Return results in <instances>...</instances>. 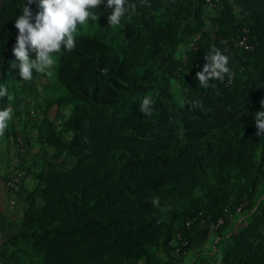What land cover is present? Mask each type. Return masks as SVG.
<instances>
[{"label": "trees", "instance_id": "16d2710c", "mask_svg": "<svg viewBox=\"0 0 264 264\" xmlns=\"http://www.w3.org/2000/svg\"><path fill=\"white\" fill-rule=\"evenodd\" d=\"M166 2L173 17L197 24L208 6L205 0ZM26 3L0 0V85L16 59L14 23ZM151 3L129 0L135 9L129 7L127 21L123 20L131 26L127 36L102 27L83 32L79 25L75 50L62 48L55 54L54 80L65 90L57 102L71 106L70 117L61 119L59 132L47 118L36 117L38 124L22 118L19 127L27 146L23 179L30 130L37 133L41 146L31 162L37 186L26 198L19 230L0 245V264H178L194 245L208 239L209 226L225 207L233 211V218L215 232L211 248L220 264H264V136L257 137L255 127V113L264 100V68L255 66L257 79L238 81L231 74L210 81L208 87L197 82L181 108L171 111L169 80L178 64L163 28L146 19ZM219 3L224 10L214 20L222 28L213 35L232 69L234 52L264 53V39L255 36L256 26L246 20L252 18L246 9L237 36H227L234 30L230 7L224 0ZM262 3L248 0L244 7ZM29 7L35 14L36 4ZM132 12L141 15L139 22L129 19ZM92 24L89 19L88 25ZM243 29L253 47L248 54L232 45ZM207 36L203 32L201 40ZM34 89L31 85L23 93L21 108L26 96L31 101ZM146 95L155 101L150 117L139 111ZM195 102L202 109L192 107ZM5 103L0 98V110ZM67 132L70 139L64 137ZM44 135L50 140L46 153L41 144ZM52 137H59L57 144H52ZM14 144L15 155L16 140ZM154 197L159 206L151 203ZM182 202L188 203L177 211ZM240 202L244 207L235 214ZM187 220L193 221L188 230ZM175 232L188 241L178 257L169 246ZM159 248L166 262L149 253Z\"/></svg>", "mask_w": 264, "mask_h": 264}, {"label": "rangeland", "instance_id": "374dc122", "mask_svg": "<svg viewBox=\"0 0 264 264\" xmlns=\"http://www.w3.org/2000/svg\"><path fill=\"white\" fill-rule=\"evenodd\" d=\"M246 1L248 0H224V2H227L228 6L230 7L228 16H230L231 27L232 29H234L228 30L227 36H237V34L239 33V25L241 24V22H243L242 12L246 9L247 13H250L252 17L250 19L247 17L246 20H248L249 23H254L256 26L255 36H259L260 38L264 39V3L256 5L255 8L251 9L250 5L247 8L244 7ZM106 2L107 0H104V4H102L99 8L93 9V12L97 17H99V19L93 20L92 25H88L89 20H87L82 25L83 32L92 33L98 28L102 27L104 29H112L117 34L122 33L127 36V34L131 33L132 30L131 26H129V23L126 22L127 20L125 19V17L122 19L120 26L116 28H112L108 25L107 16L109 14V9L104 6ZM151 2L152 6L147 10L148 14L146 19L154 20V22H157V24H159L163 28L165 39L168 43L171 42L169 50L172 51L173 58L178 64L174 72L175 76H173L169 80V92L171 94V98L167 100L169 109L173 112H176L189 98L192 86L198 82L195 77V73L201 70L203 65L205 64L206 61L204 57L211 53V49L213 47H216L213 34H215V32L217 33L221 31L222 25H220L219 22H215L214 19L221 16L222 11L224 10V6L219 2L216 7L205 6L203 9L202 22L200 24H197L195 20H185L183 17L175 18L173 17V13L169 14L170 5L167 4L166 0H151ZM153 7H156L158 9H155ZM140 16L141 15L139 13L132 12V16L129 17V19L135 20V22H139ZM203 32L208 34L206 40H201ZM234 53H236L235 56L237 57L235 64L231 69L234 80L246 81L249 79H257V75H255V69L259 67L258 70H263L264 53L258 52L255 55H244L239 51ZM256 65L257 67H255ZM55 68L56 64L46 72H35V74H33V77L36 78L34 84H32L31 81L21 82V78L18 75V67H11L8 70L6 79L1 83V85L7 88L9 95L14 96V99L11 101H8L7 97H3L6 100L5 107L11 105L14 112L13 118L9 122L5 134L3 136H0L1 163L9 165L11 157L10 149H12L11 146L14 144V140L16 137L14 127L15 125H17V123H22V118L28 117L26 113L27 105L29 103H38L40 104H37L38 106H43V102H45L47 98L58 97L64 93L65 90L62 87H58L56 81L54 80ZM31 85L35 88L33 91V93L35 94L33 95L32 93L31 101H29L26 96L24 100L26 104L24 108H21L20 101L23 100L22 96H25L23 95V93L28 91ZM36 110L37 109H35V111ZM43 116V112L38 109L37 116L35 115V118L38 117L39 121H42L43 119H45V116L44 118ZM35 121L38 124L37 119H35ZM53 138L54 137H52V139ZM53 142L54 139L52 143ZM194 194L201 195V192H196ZM187 203L188 202H182L179 205L177 211H183ZM179 224L180 223H177V226ZM210 243L213 244L212 241H210ZM161 251L163 252L162 248L149 249V253L153 252V254L156 256L157 253ZM164 258L166 262V256ZM162 262H164V260Z\"/></svg>", "mask_w": 264, "mask_h": 264}, {"label": "clouds", "instance_id": "9594fccd", "mask_svg": "<svg viewBox=\"0 0 264 264\" xmlns=\"http://www.w3.org/2000/svg\"><path fill=\"white\" fill-rule=\"evenodd\" d=\"M34 3L37 6L35 14L29 7ZM102 4H104V0H27L23 6L22 14L15 19L14 27L17 30V35L12 48L16 59L12 62L11 67H18L21 82L31 81L34 72L43 73L54 67L56 63L55 54L62 48L68 52L74 51L77 27L89 19H99L92 10L99 8ZM104 6L110 10L107 23L112 28L120 26L122 19L129 11V7L135 9L134 4L129 5V0H107ZM33 54L34 58H32ZM204 58L205 64L201 70L195 73L200 86L208 87L212 80H223L225 75L231 76V69L228 66L229 57L221 50L213 47L211 53ZM3 97H7L8 101L14 99V96L9 95L7 88L0 85V98ZM260 103L261 110L255 113L257 137L264 136V100H261ZM154 105L155 101L151 95H146L139 104V111L143 116L150 117ZM192 107L202 109L203 106L199 102H195ZM13 112L11 105L0 110V136L5 134L8 124L13 118ZM6 180L7 177L5 187ZM14 188L15 186L12 188L13 193L15 192ZM6 189L12 195L7 187ZM11 200L13 199L9 200V205ZM151 203L159 206V198L154 197Z\"/></svg>", "mask_w": 264, "mask_h": 264}, {"label": "crops", "instance_id": "0c3cea01", "mask_svg": "<svg viewBox=\"0 0 264 264\" xmlns=\"http://www.w3.org/2000/svg\"><path fill=\"white\" fill-rule=\"evenodd\" d=\"M58 97L47 98V100L43 102V106H38L40 105L38 103V105L36 103H31V106L29 107L30 109L35 108L41 110L45 118L51 120V123L56 118L67 121L70 117L71 106L58 104ZM20 125V122L17 123V128ZM29 134V154L23 164L25 178L21 185L15 187V192L12 193V195L8 193L5 187V179L8 174V164L5 165L0 162V245L19 230L26 209V198L37 186V180L34 178V171L32 170L31 162L38 158L41 146L38 141L37 133L30 130ZM71 136L72 134L70 132L64 134L65 139H70ZM53 139L54 142L52 144H57L59 137H54ZM53 139H51V142ZM11 148L10 156L12 157L15 152V144H13ZM51 151L53 152V149ZM52 152H50V155ZM10 199L16 200V205L13 208L9 205ZM210 241L214 244L213 237H210L203 240L198 246L194 245L185 255L179 258L178 264H213L214 262L215 264H220V257L211 249L213 244H211ZM157 256L160 260L162 259V261L164 260L165 262L164 251L158 252ZM137 264H144V262H137Z\"/></svg>", "mask_w": 264, "mask_h": 264}, {"label": "built area", "instance_id": "2783aa9c", "mask_svg": "<svg viewBox=\"0 0 264 264\" xmlns=\"http://www.w3.org/2000/svg\"><path fill=\"white\" fill-rule=\"evenodd\" d=\"M206 4L209 7H216L218 5L219 0H205ZM249 37H248V31L246 29H243V34L241 38L238 40L234 39L232 40V45L236 48L241 49L244 53L248 54L253 50V47L248 43ZM222 44H226L225 40L221 41ZM227 50V48H225ZM35 115L36 111L30 110L28 118L32 122L35 121ZM53 126L56 131H61L63 128V123L61 119H56L53 122ZM17 137H16V144H17V153L12 157L9 163V170L6 180V187L9 189L11 193H13L12 188L15 185H20L23 181V172L21 169L22 165V157L25 156L27 152V146L24 143L23 136L21 134V129L18 127ZM41 144L44 152L46 153L48 150V147L50 145L49 138L44 135L41 138ZM42 157H45V154L42 155ZM36 164H39V160H37ZM245 202H240L237 207L234 208V213L238 214L241 212V210L244 207ZM15 205V201H10V206L13 207ZM233 218V211L229 207H225L223 210L222 216H220L214 223H212L208 228V238H212L217 230L224 224L226 219ZM193 225L192 220H187L185 222V227L190 229ZM188 245L187 238L181 233V232H175L172 236V238L169 241V246L173 249L174 255L177 257L181 255V253H185L184 248Z\"/></svg>", "mask_w": 264, "mask_h": 264}]
</instances>
